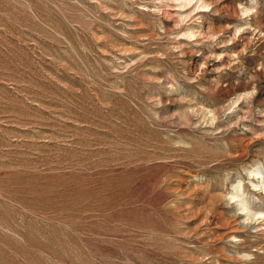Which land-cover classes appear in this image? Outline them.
Segmentation results:
<instances>
[{"label": "rangeland", "instance_id": "rangeland-1", "mask_svg": "<svg viewBox=\"0 0 264 264\" xmlns=\"http://www.w3.org/2000/svg\"><path fill=\"white\" fill-rule=\"evenodd\" d=\"M0 264H264V0H0Z\"/></svg>", "mask_w": 264, "mask_h": 264}]
</instances>
